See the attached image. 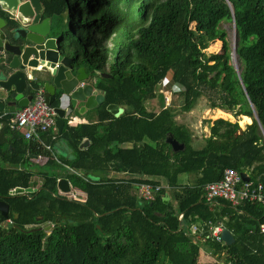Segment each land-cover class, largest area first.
Masks as SVG:
<instances>
[{
  "label": "trees",
  "instance_id": "16d2710c",
  "mask_svg": "<svg viewBox=\"0 0 264 264\" xmlns=\"http://www.w3.org/2000/svg\"><path fill=\"white\" fill-rule=\"evenodd\" d=\"M40 2L52 34L62 37L75 66L95 79L103 101L94 123L65 122L54 139L42 136L51 150L62 142L71 152L56 161L53 151L9 130L13 115L0 118V201L12 222L3 229L0 218V264H264L262 205L233 208L217 200L210 206L203 191L226 169L264 188V0ZM222 23L234 29L239 78ZM215 42L220 50L207 54ZM165 83L179 97L174 109L164 106ZM40 86L29 82V93ZM157 95L162 106L153 112L146 106ZM200 98L209 109L252 123L241 129L222 119L206 121L209 136L195 138L175 120V110L189 113ZM111 105L122 114L112 116ZM167 135L184 150L173 153ZM83 139L89 145L80 150ZM39 156L62 174L32 169ZM34 178L41 183L35 192L9 196L11 189L34 187ZM59 179L84 192L85 204L57 197ZM141 184L168 189L144 202L136 195ZM209 223L227 229L232 245L215 241ZM192 225L202 241L190 234Z\"/></svg>",
  "mask_w": 264,
  "mask_h": 264
},
{
  "label": "water",
  "instance_id": "95a60500",
  "mask_svg": "<svg viewBox=\"0 0 264 264\" xmlns=\"http://www.w3.org/2000/svg\"><path fill=\"white\" fill-rule=\"evenodd\" d=\"M0 12L13 20V25L7 27V22L0 17V23L5 22V27H0V118L13 115L30 104L32 96H25L30 79L41 85L50 105L56 102L54 111L58 133L74 109L78 108L81 114L102 102L101 95L86 83L88 75L84 68H77L67 55L62 37L50 32L48 19H43L44 8L40 0H0ZM235 73L239 78V73ZM106 110L114 117L122 114V110L113 105ZM254 119L258 122L255 114ZM165 141L173 153L184 150L183 144L170 135ZM88 145V140L83 139L79 149L84 150ZM5 148L3 146L2 150ZM240 177L243 182H248L245 174H240ZM57 189L67 193L69 182L59 179ZM33 191L31 188H16L13 193L26 195ZM7 213L8 206L0 201V218L6 219ZM44 230H49V227ZM220 239L225 246L234 242L230 232L224 228Z\"/></svg>",
  "mask_w": 264,
  "mask_h": 264
},
{
  "label": "built area",
  "instance_id": "2783aa9c",
  "mask_svg": "<svg viewBox=\"0 0 264 264\" xmlns=\"http://www.w3.org/2000/svg\"><path fill=\"white\" fill-rule=\"evenodd\" d=\"M33 81V80H32ZM165 106L169 105L168 97L164 99ZM57 120L54 108L49 104L42 88L34 92L32 101L24 108L17 110L13 114V118L8 125L10 131L18 133L26 141L33 142L36 146L42 147L44 151L52 154L51 148L44 143L42 136L50 135L54 139L57 129L55 122ZM68 124H71L68 122ZM39 160H44L43 157H37ZM54 160L55 156H53ZM38 187L34 185L32 190ZM161 188L168 189V187L153 186L150 184H141L136 186V195L139 200L148 202L161 190ZM14 189L9 191V196H14ZM205 202L212 206L217 200H223L229 203L233 208L238 207L242 203L248 202L252 204H261L264 208V188L261 184H253L250 182H243L240 175L232 170L226 169L222 174L220 181L207 184L204 189ZM56 196L76 204H85L86 194L77 188H73L69 183V191L67 193L57 189ZM182 215H178L180 221ZM211 230V237L221 242L220 233L223 227L220 224H208ZM11 226L10 220H5L2 225L3 229H8ZM258 231L264 236V224L259 225ZM195 225L190 226V234L201 240V235Z\"/></svg>",
  "mask_w": 264,
  "mask_h": 264
},
{
  "label": "rangeland",
  "instance_id": "374dc122",
  "mask_svg": "<svg viewBox=\"0 0 264 264\" xmlns=\"http://www.w3.org/2000/svg\"><path fill=\"white\" fill-rule=\"evenodd\" d=\"M220 27L226 32L227 34V40L229 41V45L231 48V56H230V65L234 68L235 71H237V73H240L241 71V65L237 60V57L234 53V29L232 27V25L228 24V23H222L220 25ZM78 34L80 37L83 36L81 29L77 30ZM83 38V37H82ZM220 46L221 43L220 42H215L209 49L206 50L207 54H211V53H216L220 50ZM93 47L89 48V51H92ZM167 82V81H165ZM169 82V80H168ZM176 92V90L170 86L168 83H165L164 86L161 87V91L160 94H163V102L165 97H168L169 99V107H171V109H174L178 104H179V97L173 93ZM175 94V95H174ZM162 95H157V98L150 103L149 105L146 106L147 109L153 111V112H158L162 106ZM165 106V103H164ZM216 110L218 109H209L208 107V103L206 101V99L204 98H200L195 107L192 109L191 112L189 113H180L177 111V109L175 110V115L176 118L175 120L178 123H182L185 124L189 127L191 133L194 135L195 138L198 139H202L203 137H207V131L208 126L211 125V122L217 119H222V120H226L229 121L231 123H237L238 126L241 127V129H244L249 123L244 122L242 120L241 116L238 117H234L231 113L228 112H224L226 115L222 116V115H217L216 114ZM220 111V110H219ZM121 115V113L119 114ZM117 117V116H115ZM206 121H210L209 125L207 123H204ZM52 151L56 152V154L58 155H62V156H69L68 158H70V155L67 154L68 149L66 147H63L62 149L59 150L58 146H53ZM59 152V153H58ZM66 152V154H65ZM44 164V160H39L37 157L32 159V163H31V168L32 169H41V170H48L51 173H56L61 175L62 174V170L58 169V168H48L46 167ZM185 176H181L179 178L180 182H185ZM34 182H35V186L39 187L40 186V180L38 178H34ZM48 227V226H46ZM45 227V228H46ZM44 228V229H45ZM48 231V230H45Z\"/></svg>",
  "mask_w": 264,
  "mask_h": 264
},
{
  "label": "crops",
  "instance_id": "0c3cea01",
  "mask_svg": "<svg viewBox=\"0 0 264 264\" xmlns=\"http://www.w3.org/2000/svg\"><path fill=\"white\" fill-rule=\"evenodd\" d=\"M1 18H3L4 19V15L3 16H0ZM43 19H48V21H49V29H50V32L51 33H53V29H52V23H51V19H49V18H45L44 17V14H43ZM4 21L6 22V20L4 19ZM5 22H3V23H0V27H5ZM5 29V28H4ZM75 64V63H74ZM82 68V67H81ZM85 70V69H84ZM95 73L97 74V75H100V73H98V71H96L95 70ZM85 74H87V72H86V70H85ZM88 75V74H87ZM32 80H33V82H35L34 81V79H30V81H28V84H27V90H26V93H25V96H28V95H31L32 97H33V95L32 94H30L29 93V91H28V87H29V82H32ZM86 83L87 84H90L92 87H93V90L95 91V92H97L98 94H100L101 95V97H102V94H101V92L99 91V90H97L96 88H95V79H92V78H90L89 77V75H88V79H87V81H86ZM40 88H41V86H40ZM45 96H46V98H47V100H48V97H47V95L45 94ZM102 101H103V99H102ZM101 103H97L96 104V106L93 108V109H91V110H86V111H84L83 113H81V114H79L78 113V108H76V109H74L73 110V113L70 115V117L68 118V119H65V122H66V125H68V126H70V127H75V126H77V125H81V124H88V123H94L95 121H96V114H95V110L99 107V105H100ZM19 110V109H18ZM216 111H219V110H216ZM215 111V112H216ZM215 121V120H214ZM68 122H70L71 124H68ZM213 122V121H212ZM249 125V124H248ZM207 137L209 136V130L207 131ZM56 146H58V148H59V150L60 149H62L63 147H66L62 142H57L56 144H55ZM54 145V146H55ZM4 146H6V148H5V150L7 149V145H4ZM67 148V147H66ZM4 150V151H5ZM69 151V150H68ZM59 153V152H58ZM53 154H54V152H53ZM65 154H66V152H65ZM67 154H69L70 155V157H71V152L69 151V152H67ZM54 156L56 157H63V158H68L69 156H62V155H58V154H56V152H55V154H54ZM185 183H188V181H187V177L185 178V182H182V184H185ZM16 189V188H15ZM218 224H220V223H218ZM231 234V233H230Z\"/></svg>",
  "mask_w": 264,
  "mask_h": 264
},
{
  "label": "flooded vegetation",
  "instance_id": "af4514ba",
  "mask_svg": "<svg viewBox=\"0 0 264 264\" xmlns=\"http://www.w3.org/2000/svg\"><path fill=\"white\" fill-rule=\"evenodd\" d=\"M4 19L6 20V22H7V27L8 26H11V25H13V20L9 17V16H7V15H5L4 14ZM39 188V187H38ZM37 188V189H38ZM37 189H35L33 192H35ZM32 192V193H33ZM32 193H29V194H26V195H14V196H23V197H27V195H30V194H32ZM14 196H10V197H14ZM8 213H9V211H8ZM8 213H7V216H8ZM5 220H8V218H6ZM5 222V221H4ZM11 224H12V222H11ZM3 225V224H2Z\"/></svg>",
  "mask_w": 264,
  "mask_h": 264
},
{
  "label": "bare ground",
  "instance_id": "6f19581e",
  "mask_svg": "<svg viewBox=\"0 0 264 264\" xmlns=\"http://www.w3.org/2000/svg\"><path fill=\"white\" fill-rule=\"evenodd\" d=\"M216 114H217V115H222V116H225V115H226V114L223 113L222 111H216ZM242 120H243L244 122H247V123L250 122V120H249L248 118H245V117H242Z\"/></svg>",
  "mask_w": 264,
  "mask_h": 264
},
{
  "label": "clouds",
  "instance_id": "9594fccd",
  "mask_svg": "<svg viewBox=\"0 0 264 264\" xmlns=\"http://www.w3.org/2000/svg\"><path fill=\"white\" fill-rule=\"evenodd\" d=\"M9 220V219H8Z\"/></svg>",
  "mask_w": 264,
  "mask_h": 264
}]
</instances>
